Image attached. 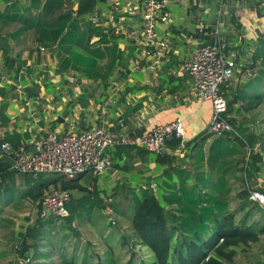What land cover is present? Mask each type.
<instances>
[{"label": "crops", "instance_id": "0c3cea01", "mask_svg": "<svg viewBox=\"0 0 264 264\" xmlns=\"http://www.w3.org/2000/svg\"><path fill=\"white\" fill-rule=\"evenodd\" d=\"M32 1L0 0V75L7 78V82L0 87V144L7 141L18 147L47 131L63 132L72 118H76L79 130L103 126L130 135H141L179 118L184 126L181 142L176 145L169 143L159 157L136 147L109 148L107 154L113 168L100 174L95 182L101 184L103 190L112 188L111 196L114 192L118 194L112 199L123 203L132 201L128 195L134 190L139 191L140 196L148 188L149 193L156 194L160 187L158 182L167 174L171 175L172 181L181 183L184 179L188 182L187 186L192 184L190 181H201L206 171L211 179L218 177L220 167H211L210 162L217 138L208 133L213 107L209 100H202L194 94L191 77L181 67L196 46L211 41L206 32L214 30L220 42L224 43L226 54L230 53L229 56L238 61L241 57L249 58L264 40V9L259 6L258 0H167L165 10L169 20L160 23L156 33L161 38H169L168 54L161 68L148 74L133 68L140 48L141 0H89L91 9L83 17L78 11L86 0H60L61 5L53 7L50 6L54 0H41L44 29L55 16L66 12L77 24L73 35L67 34L71 32L72 25H69L53 40L38 36L36 27L30 29L27 26L24 30L21 21L5 19L19 10L29 9ZM12 3L16 4L15 8ZM39 11L40 8L27 12L35 16ZM92 16H97L98 21L93 22ZM88 26L91 31L84 34ZM64 36L68 41L61 44ZM40 47L45 50L40 51ZM84 57L91 59L90 65L87 60L83 61ZM256 64L260 65L259 62ZM84 65L89 67L86 69ZM92 72L99 76H83V73ZM253 72L237 69L224 84L228 87V94L254 79ZM106 102L109 105L104 107ZM242 105L241 101L235 100L227 114L230 117L232 111L240 117L239 124L245 126L244 123H247L248 126L252 120L250 113L257 112L264 102L250 110ZM243 110L249 113L248 116H241ZM59 118L62 120L58 121ZM4 137H11L14 142ZM157 157L159 162L155 160ZM1 158L10 163V159L2 156L0 151ZM234 158V155L225 157L220 162H229ZM88 176L86 181L90 178ZM16 179L14 185L21 188V180L16 182ZM103 181L110 187H106ZM227 181L230 195L235 196L241 191L235 190L234 180ZM152 183H156L155 191L150 188ZM9 185L10 181L4 182L5 189ZM28 200L21 202V206L12 202L4 204L0 211V226L12 225V219L7 217L8 209L24 207ZM30 202L32 205L33 202ZM77 216L80 221L75 218L73 222L78 224L76 228L81 240L90 242L93 248L103 244L100 255L108 251L105 244H112L113 255L119 251L116 247L121 239L116 227H107L101 218L81 217V212H77ZM105 219L108 221L107 217ZM89 225L93 228L88 229ZM81 226H84L83 230ZM83 231L90 238L83 239ZM125 259L123 257V263ZM47 262L60 264L61 260L54 255Z\"/></svg>", "mask_w": 264, "mask_h": 264}, {"label": "trees", "instance_id": "16d2710c", "mask_svg": "<svg viewBox=\"0 0 264 264\" xmlns=\"http://www.w3.org/2000/svg\"><path fill=\"white\" fill-rule=\"evenodd\" d=\"M57 4L60 6L61 1L54 0L50 7ZM12 5L15 8L16 4L12 3ZM39 8L40 11L35 16L27 12L29 10L31 13L32 9ZM90 9V2L86 0L78 11L79 16H85ZM5 19L21 21L25 26L24 30H27V26L30 29L36 27L38 36L42 39L47 36L50 40H53L69 25H72L71 32L67 34L73 35L77 27L76 22L66 12L55 16L44 29L41 0H33L29 9H24L23 12L19 10ZM58 23L60 24L58 25ZM90 31L88 26L83 33L87 34ZM64 37L60 40L61 44L63 41H68V38L65 37L64 39ZM76 59L79 60V58ZM239 59L238 61L234 58V61L236 66L240 68V72L254 71L255 78L248 80L246 84L244 83L242 88L235 89L231 95L227 92L228 87L223 85L221 87L222 96L225 95L229 98V104L238 100L243 103V107L249 110L254 109L261 102H264V40L260 42L249 58L241 57ZM84 60L88 61V65L92 62L90 58L88 60L84 57ZM70 61L72 62L73 59ZM257 62L260 65H257ZM84 67L87 69L89 66L84 65ZM83 74L87 78L99 76L93 72ZM244 124L247 125V123ZM4 139L11 143L14 142L11 137H4ZM227 140H231L232 143ZM179 142L178 139H174L169 143L176 145ZM243 144L232 132L217 136L214 147L216 149L226 148L228 151L225 154L235 156L229 162H232L233 166L235 165L234 170L236 172L239 170L240 159L245 152ZM157 156L159 157V155ZM158 157L155 158L156 162L160 161ZM222 159L224 158L220 155L217 160ZM164 160L169 163V160ZM217 160L214 158V162ZM226 172V170L221 171L220 169L217 179L221 173L224 177ZM15 174L9 168V161L1 158L0 211L8 202L19 206L26 199L33 202L49 187L40 183L33 187H16L14 185ZM82 175H76L71 179L60 178L53 183L56 188L77 190L76 184ZM170 177L171 175L168 174L162 177L158 182L160 187L156 194L149 193L148 188L142 196L132 200L133 202L124 201L121 203L117 199H112L114 194L110 196L108 206L132 229V237L129 238L132 240V246L129 249L127 248L128 241L121 239L120 244L116 247L119 248V251L115 255L112 254L114 250L112 244H105L108 251L104 255L96 253L90 242L81 240L79 231L74 226L73 218H70L68 213L65 218L33 219L31 226L21 233L22 245L18 251L22 253L23 263L20 260L21 262L18 264H54L47 262L54 255L60 258V264H229L236 258L240 246L257 242L260 235H264V209L255 204L252 199H248L246 191H240L236 194L240 202L235 207L228 209L227 203L226 211H223L221 205L226 204L230 195L227 180L226 183H217L216 179L211 180L209 185L205 186L207 192H203L201 181H190L192 184L187 186L188 182L184 179L179 183L176 180L172 181ZM25 180L26 177L24 176L23 182ZM6 181H10L11 185L5 189L4 182ZM210 189L214 192H210ZM222 195L227 196L222 199ZM217 211H220L221 214ZM99 216L101 217V214ZM104 222L107 227L109 224L112 225L109 221ZM27 239L29 240L27 241ZM137 246L145 250L143 257L137 256L135 250ZM127 256L129 259L123 263V257ZM25 259H28V262L24 263Z\"/></svg>", "mask_w": 264, "mask_h": 264}, {"label": "built area", "instance_id": "2783aa9c", "mask_svg": "<svg viewBox=\"0 0 264 264\" xmlns=\"http://www.w3.org/2000/svg\"><path fill=\"white\" fill-rule=\"evenodd\" d=\"M142 26L140 30V48L138 57L134 60L133 68L141 73H155L164 62L169 49V38H161L156 33L160 23L169 20L165 8L167 0H141ZM259 6L264 9V0H258ZM93 22L98 21L92 16ZM211 41L196 46L191 55L183 62L181 70L191 77L192 90L202 100H209L213 107V115L208 124V133L221 136L232 133L233 128L228 116V106L222 96L221 87L226 84L238 68L234 58H228L225 45L221 43L217 32H206ZM44 51V47L39 48ZM7 82L5 75H0V87ZM15 85V84H14ZM108 102L104 103L106 107ZM65 130L47 131L44 135L31 138L13 147L9 142L0 144L2 156L10 159L9 168L18 174H25L32 178L40 174H55L71 179L76 175L90 173L93 177L99 176L113 168L107 150L113 147H136L155 155L162 154L174 139L182 140L184 126L182 120L177 118L168 124L150 129L141 135L128 134L123 131H111L103 126H94L89 130L77 129L76 118L68 121ZM93 186V184H92ZM150 188L156 190V183ZM92 189V187H89ZM70 190L55 188L45 191L34 202L31 218L66 217V206L70 200ZM258 194L251 197L260 199ZM108 205L110 198L104 200ZM107 220L113 225L114 218L109 208L103 212ZM14 249L19 250L20 245ZM28 262V259H25ZM23 263V262H22Z\"/></svg>", "mask_w": 264, "mask_h": 264}, {"label": "rangeland", "instance_id": "374dc122", "mask_svg": "<svg viewBox=\"0 0 264 264\" xmlns=\"http://www.w3.org/2000/svg\"><path fill=\"white\" fill-rule=\"evenodd\" d=\"M230 53L226 54L228 58H230ZM232 58V57H231ZM13 82V81H12ZM11 82V83H12ZM227 100V98H225ZM232 104V103H231ZM228 111L231 110V106L229 103H227ZM255 113H250L252 116V120H250V125H241L239 124L240 117L236 114H233L231 111V116L229 117L230 123L233 128V133L239 138V140L242 141L244 146V155L240 159V166L239 170L235 172V165L233 166L232 162H218V158H227L229 157L228 154H225V152L228 151V149H216L215 147L212 149L211 152V159L210 162L212 163V166L215 167H221V171H227L225 176L223 177V174L221 173V176L216 180L214 178L211 179V175L206 174L202 178L200 184L203 187L202 191L207 192L206 187L208 186L211 180L217 181V183H226V180L231 179L234 180L236 186L235 190L240 189L241 191H246L248 199L254 194H258L262 197L261 201L257 198V200H253L255 204L262 207L264 209V106L261 108H258ZM249 113H247L245 110L241 111V116L245 117L248 116ZM230 115V113H229ZM233 117V118H232ZM25 142V141H24ZM242 146V147H243ZM232 153V151H231ZM218 155V156H217ZM217 156V157H216ZM233 156V154H230V157ZM214 158H216V162H214ZM259 158V159H258ZM211 166V167H212ZM241 169V170H240ZM229 174L227 175V173ZM88 173H84L81 178H85L88 176ZM24 176L26 177V180L23 182ZM16 182L21 180V186L26 187H33L34 185H39V183L43 186H49L46 188V191L49 189H55V185L53 182L58 181L60 178H64L60 175L55 174H40L36 178H32L25 174H15ZM90 177V176H88ZM237 177V178H236ZM98 176L90 177L89 179L86 178L85 180L80 179L77 182V190H70L71 196H70V202L69 206H66V209L70 215V218H78L77 212H81V217H86L89 219H96L97 216L101 214V219L103 221H106V215L104 213H101L102 211L105 212L108 208V205L104 202V200H107L111 196L112 188H107L105 190L101 189L102 185L97 184ZM15 180V179H14ZM115 181V180H114ZM85 182H87L85 184ZM58 184V183H57ZM93 184V186H92ZM103 184L106 185V187H110L107 182L103 181ZM111 185L113 183H110ZM99 185V186H98ZM116 184H114L115 187ZM104 186V185H103ZM89 187H92V189H89ZM113 187V188H114ZM135 187V186H131ZM228 187V184H227ZM134 189V188H133ZM208 189V188H207ZM219 190V189H218ZM135 191V190H134ZM129 194L128 197L130 200L133 201L140 197V192L136 191ZM220 191V190H219ZM210 192H214L212 189H210ZM225 192V190H223ZM44 193V192H43ZM118 194L114 192L113 198L116 197ZM227 196V195H226ZM225 195H222V199H225ZM111 199V198H110ZM228 201L226 204L221 205V209L223 211H226V206L228 203V209H231L235 207L239 202L240 199L237 198V196L234 194H231L228 196ZM132 201V202H133ZM24 207H21L19 209L15 208H9L7 212V217L12 219V225L9 224H3L0 226V264H18L22 261V253L19 252L16 249H12L15 245H22V239H21V233L24 232L29 226H31V222L35 218H31V210L33 209V204L31 205V202L28 200ZM81 210V211H80ZM221 214L220 211H217ZM79 214V213H78ZM105 216H104V215ZM115 224L108 226L113 228L116 227L119 230V237L120 239L128 240L130 235L132 234V231L129 227V224L122 220L120 217L116 215V213H112ZM80 216V214H79ZM67 217V216H66ZM59 218H65V217H59ZM58 218V219H59ZM79 220V218H78ZM80 221V220H79ZM77 223H74V226L77 227ZM82 230L84 226H81ZM87 228V226H86ZM90 225L88 226V229H92ZM16 233L15 235H13ZM83 239L84 238H90L86 235V233L83 231ZM29 239H27L28 241ZM92 240V239H90ZM120 244V243H119ZM128 249L131 245V240H129ZM22 250V249H21ZM136 254L137 256L143 257L145 250L141 249L140 247H136ZM103 251V244H98L97 247H95V252L101 254ZM129 259L127 256L124 260V263ZM21 260V261H20ZM55 261H58L56 259ZM23 262V261H22ZM26 261H24L25 263ZM229 264H264V235H260V238L257 242H251L249 245L246 246H240L238 248V254L234 261Z\"/></svg>", "mask_w": 264, "mask_h": 264}, {"label": "water", "instance_id": "95a60500", "mask_svg": "<svg viewBox=\"0 0 264 264\" xmlns=\"http://www.w3.org/2000/svg\"><path fill=\"white\" fill-rule=\"evenodd\" d=\"M61 120H62L61 118L58 119V121H61Z\"/></svg>", "mask_w": 264, "mask_h": 264}, {"label": "bare ground", "instance_id": "6f19581e", "mask_svg": "<svg viewBox=\"0 0 264 264\" xmlns=\"http://www.w3.org/2000/svg\"><path fill=\"white\" fill-rule=\"evenodd\" d=\"M258 197L262 199V197H261V196H258Z\"/></svg>", "mask_w": 264, "mask_h": 264}]
</instances>
